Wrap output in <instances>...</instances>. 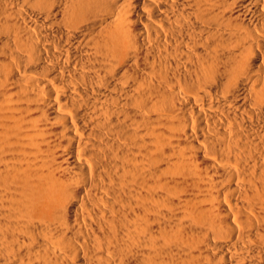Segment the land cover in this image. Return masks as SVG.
Instances as JSON below:
<instances>
[{"label": "bare ground", "instance_id": "6f19581e", "mask_svg": "<svg viewBox=\"0 0 264 264\" xmlns=\"http://www.w3.org/2000/svg\"><path fill=\"white\" fill-rule=\"evenodd\" d=\"M0 264H264V0H0Z\"/></svg>", "mask_w": 264, "mask_h": 264}]
</instances>
